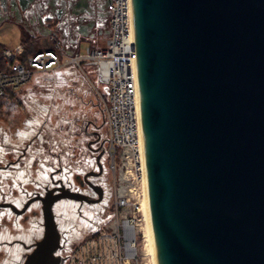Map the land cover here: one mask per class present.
<instances>
[{
	"label": "water",
	"instance_id": "obj_1",
	"mask_svg": "<svg viewBox=\"0 0 264 264\" xmlns=\"http://www.w3.org/2000/svg\"><path fill=\"white\" fill-rule=\"evenodd\" d=\"M157 264H264V0H133ZM100 136V132H97ZM47 195L24 264H64Z\"/></svg>",
	"mask_w": 264,
	"mask_h": 264
},
{
	"label": "built area",
	"instance_id": "obj_2",
	"mask_svg": "<svg viewBox=\"0 0 264 264\" xmlns=\"http://www.w3.org/2000/svg\"><path fill=\"white\" fill-rule=\"evenodd\" d=\"M110 32L101 47L66 54L61 38L51 48L20 58L23 44L5 46L0 68V98L10 100L42 71L75 66L96 88L108 125L106 151L110 169L125 182L115 200L116 216L79 242L64 264H144L140 240L146 239L145 149L135 47L133 0H111ZM97 77L99 88L93 81Z\"/></svg>",
	"mask_w": 264,
	"mask_h": 264
},
{
	"label": "flooded vegetation",
	"instance_id": "obj_3",
	"mask_svg": "<svg viewBox=\"0 0 264 264\" xmlns=\"http://www.w3.org/2000/svg\"><path fill=\"white\" fill-rule=\"evenodd\" d=\"M110 1L0 0V34L10 27L18 29L29 38L39 37L46 31H56L58 28L73 33L84 32L88 26L108 29ZM90 126L94 128L90 130ZM84 132L87 137V155L84 157L87 164L74 166L71 162L64 163L59 155L57 164L48 166L50 170L32 172L25 165L23 168L20 166L26 149L18 160L0 164V264H8L5 257L11 252L19 259H24L14 264H24L37 242L43 238L44 196L70 191L85 196L63 197L53 205L61 235V246L56 250V255H62L60 252L66 248L63 241L69 239L70 231H73L63 227V222L68 223L73 219L70 213H75L77 220L89 225L98 224L100 218L106 222L113 216L114 210L110 207L114 206L112 202L116 190L113 175L104 160L107 154L106 137L97 134L100 130L90 119ZM99 228L96 227L94 232Z\"/></svg>",
	"mask_w": 264,
	"mask_h": 264
},
{
	"label": "rangeland",
	"instance_id": "obj_4",
	"mask_svg": "<svg viewBox=\"0 0 264 264\" xmlns=\"http://www.w3.org/2000/svg\"><path fill=\"white\" fill-rule=\"evenodd\" d=\"M20 40L21 33L16 28H9L0 34V42L5 44L17 46ZM88 45L90 42L83 41L81 49L85 51ZM87 70L92 75L91 71ZM92 78L102 89L97 77L92 75ZM89 119L97 124L101 136L106 137L108 125L100 106V98L96 88L81 70L67 66L36 73L9 101L0 98V164L18 160L24 149L26 153L20 160V166L22 168L26 166V169L32 172L40 169L50 170L48 166L56 165L59 155L64 163L71 162L74 166L87 164L84 158L87 155V137L84 129ZM93 128L90 126V130ZM104 160L108 171L113 175L116 190L112 202L114 206L110 207L114 210L113 216L106 221L109 223L117 213L115 200L119 188H124L126 183H122L110 169L108 154ZM70 215L73 219L68 223H62L63 227L73 229L70 231L69 239L63 241L66 248L60 254L64 256H67L79 242L88 239L96 227L106 223L100 218L98 224L89 225L87 222L77 220L75 213ZM28 224L29 222L26 223ZM1 230L2 228L0 234ZM146 244L147 239L141 238L139 244L141 261L144 264H154L151 248ZM5 258L8 264L24 260L12 252Z\"/></svg>",
	"mask_w": 264,
	"mask_h": 264
},
{
	"label": "crops",
	"instance_id": "obj_5",
	"mask_svg": "<svg viewBox=\"0 0 264 264\" xmlns=\"http://www.w3.org/2000/svg\"><path fill=\"white\" fill-rule=\"evenodd\" d=\"M18 32L21 33L19 30ZM109 32H110V27L108 29L106 27L103 29V28H99L98 26H95L94 28H91V27L89 28L88 26L86 27V31L84 32L77 31V33L65 32L63 28L62 29L58 28L56 31H48V32L46 31V33L41 34L39 37L37 36L36 38L33 37V39L36 42L37 50H42V49L51 48L54 44L55 37L61 38L64 44L66 54L71 55L76 51L84 52V50L81 49V43L83 41L90 42V45H88L87 48L90 46L91 47L104 46L106 43V39L109 35ZM24 36L25 35L21 33L20 44H23V46H24V42H23ZM0 44H3L5 46H15L12 44H5L3 42H1ZM53 70H58V69H53ZM53 70H49V71H53Z\"/></svg>",
	"mask_w": 264,
	"mask_h": 264
},
{
	"label": "bare ground",
	"instance_id": "obj_6",
	"mask_svg": "<svg viewBox=\"0 0 264 264\" xmlns=\"http://www.w3.org/2000/svg\"><path fill=\"white\" fill-rule=\"evenodd\" d=\"M144 165L146 167V158H145V164ZM145 185H146L145 211H146V218H147V223H146V225H147V230H146L147 244L146 245H149V247L151 248L150 250L152 251V254H153L154 264H157L155 235H154V230H153V225H152V220H151V214H150L147 173H145Z\"/></svg>",
	"mask_w": 264,
	"mask_h": 264
},
{
	"label": "trees",
	"instance_id": "obj_7",
	"mask_svg": "<svg viewBox=\"0 0 264 264\" xmlns=\"http://www.w3.org/2000/svg\"><path fill=\"white\" fill-rule=\"evenodd\" d=\"M23 42H24V47H23V51L20 55V58L22 60H25L26 57L34 54L38 50H37L36 42L33 38L25 37ZM3 47H5V45L0 44V68H6L5 59H4V56L2 54V48Z\"/></svg>",
	"mask_w": 264,
	"mask_h": 264
}]
</instances>
